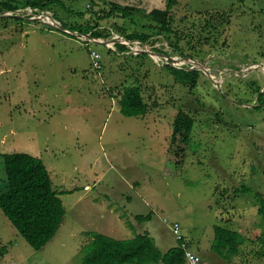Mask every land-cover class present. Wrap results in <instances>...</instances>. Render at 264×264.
<instances>
[{
  "label": "rangeland",
  "instance_id": "rangeland-1",
  "mask_svg": "<svg viewBox=\"0 0 264 264\" xmlns=\"http://www.w3.org/2000/svg\"><path fill=\"white\" fill-rule=\"evenodd\" d=\"M66 1L89 15L91 0ZM113 1L141 9L102 20V28L122 37L116 27L150 33L143 12L169 5ZM206 11H231L219 42L214 36L192 48L182 40L179 53L153 34L138 56L133 46L122 51L54 27L37 18L41 11L0 12V153L40 157L66 209L56 236L36 250L0 208V264H82L89 232L116 239L148 232L165 252L180 243L170 229L175 221L202 264H264V220L254 196L264 195V0H177L175 28L199 23ZM87 15L71 14L69 21L86 24ZM92 50L102 56L101 70L92 64ZM189 60L205 66L196 68L194 91L166 66H197ZM139 84L156 106L126 116L117 95ZM181 109L196 119L183 154L171 138ZM218 225L242 234L237 254L224 257L213 246Z\"/></svg>",
  "mask_w": 264,
  "mask_h": 264
},
{
  "label": "trees",
  "instance_id": "trees-1",
  "mask_svg": "<svg viewBox=\"0 0 264 264\" xmlns=\"http://www.w3.org/2000/svg\"><path fill=\"white\" fill-rule=\"evenodd\" d=\"M66 2V0H0V12L15 15L21 9L31 7L51 13L52 17L68 30L74 29L84 35L91 34L97 39H108L114 30L102 28L100 24L102 20L113 17L129 18L134 15V11H141L132 5L111 0H91L87 6L89 13L87 15L84 11L73 9L74 4L68 7ZM69 2L72 3L71 0ZM176 2L177 0H169L168 7H155L143 12V19L147 21L143 27H148L150 33L126 32L122 26L116 28L129 41L139 40L145 43L153 34L161 35L169 39L174 46L173 49L179 53H183V48L180 46L182 40L188 39L192 48L196 45L204 46L214 36V41L219 42L218 37L221 36L222 27L230 22L231 11H206L199 23H193L191 27L188 25L184 30L174 26L173 5ZM59 6L64 9L65 14L61 15L55 9ZM71 14L80 17L87 15L90 20L86 24L71 23L72 21H69ZM61 20L64 21L60 22ZM82 34L79 33L78 37L85 38ZM173 37L175 40L172 39ZM116 46L122 51L129 50V47L122 43H117ZM109 50L115 52L113 49ZM166 66L180 84L193 91L198 87L200 70L178 68L170 63ZM117 97L119 109L126 116H144L156 106V102L150 103L145 98L140 84L125 87ZM259 97L264 103V92H261ZM195 122L194 115L184 109H181L175 117L171 138L172 142L180 143L182 154L192 144ZM0 162L3 163L5 173L0 179V185H3L0 189V208L33 249L40 250L56 236L64 221L66 209L60 196L61 191L53 188L50 172L38 156L22 152L0 153ZM262 172L264 174V169ZM246 190L251 191L250 188ZM254 196L258 202V213L264 220V195L254 192ZM146 218L143 215L137 216L141 221ZM89 236V242L81 249L84 255L82 264H186L187 262L181 243L163 252L148 232L128 239H116L98 232H89ZM242 239V234L238 231L218 225L215 228L213 246H217L221 256L229 257L238 253Z\"/></svg>",
  "mask_w": 264,
  "mask_h": 264
},
{
  "label": "built area",
  "instance_id": "built-area-1",
  "mask_svg": "<svg viewBox=\"0 0 264 264\" xmlns=\"http://www.w3.org/2000/svg\"><path fill=\"white\" fill-rule=\"evenodd\" d=\"M22 11V9L20 10ZM23 11L28 12L32 15H36V13L38 11V9H33L31 7L28 8H24ZM46 17V19L49 21L47 22L48 24H51L52 26L57 27L59 25V21L56 19H52V15L51 13L49 14V12L47 11H41L40 15L37 16V18H42ZM114 33V32H113ZM114 38H118L120 40V43L125 44L128 47H132V49L136 50V54L145 51L144 48H142L143 44L141 41L138 40V42H132L129 40H126L124 37L114 33ZM141 42V43H140ZM135 44V45H133ZM91 57L93 60V66L95 68V70H101L102 69V63H101V54L98 53L96 50H93L91 52ZM164 222L168 223L170 222V220L168 218H164ZM171 224V230L175 233L176 235V239L177 241H180L181 243V247L184 249L185 254H186V260H187V264H202L203 263V258L201 256L200 253L193 251L190 247L189 244L186 242L183 234H182V226L178 221L172 222Z\"/></svg>",
  "mask_w": 264,
  "mask_h": 264
},
{
  "label": "water",
  "instance_id": "water-1",
  "mask_svg": "<svg viewBox=\"0 0 264 264\" xmlns=\"http://www.w3.org/2000/svg\"><path fill=\"white\" fill-rule=\"evenodd\" d=\"M52 19H54L53 17H52ZM58 28H60L61 30H64V31H66V32H69V33H72V34H75L74 32H72V31H70V30H68V29H66V28H64L60 23H59V25L57 26ZM75 35H77V36H79V33H77V34H75ZM86 38H89L90 40H93V41H96V42H100V43H103V44H106V45H109V44H117V43H120V40L118 39V38H111V39H107V40H105V39H102V38H94V37H92L91 36V34H85L84 35ZM151 55H153V54H158V53H156V52H153V51H150L149 52ZM160 55H162V56H165L166 54H164V53H160ZM169 59H172V58H169ZM188 62H190V63H195L197 66L196 67H192L191 69H196V68H201V70L203 69H205V66H204V64L203 63H201L200 61H197V60H189ZM205 71V70H204Z\"/></svg>",
  "mask_w": 264,
  "mask_h": 264
},
{
  "label": "crops",
  "instance_id": "crops-1",
  "mask_svg": "<svg viewBox=\"0 0 264 264\" xmlns=\"http://www.w3.org/2000/svg\"><path fill=\"white\" fill-rule=\"evenodd\" d=\"M111 1H113V0H111ZM123 4H127V3H123ZM197 252V251H196Z\"/></svg>",
  "mask_w": 264,
  "mask_h": 264
},
{
  "label": "bare ground",
  "instance_id": "bare-ground-1",
  "mask_svg": "<svg viewBox=\"0 0 264 264\" xmlns=\"http://www.w3.org/2000/svg\"><path fill=\"white\" fill-rule=\"evenodd\" d=\"M264 69V68H263Z\"/></svg>",
  "mask_w": 264,
  "mask_h": 264
}]
</instances>
